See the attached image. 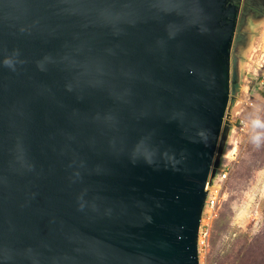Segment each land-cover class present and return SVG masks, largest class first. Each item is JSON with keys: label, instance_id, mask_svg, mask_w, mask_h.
<instances>
[{"label": "water", "instance_id": "95a60500", "mask_svg": "<svg viewBox=\"0 0 264 264\" xmlns=\"http://www.w3.org/2000/svg\"><path fill=\"white\" fill-rule=\"evenodd\" d=\"M238 18L230 0H0V264H199Z\"/></svg>", "mask_w": 264, "mask_h": 264}, {"label": "rangeland", "instance_id": "374dc122", "mask_svg": "<svg viewBox=\"0 0 264 264\" xmlns=\"http://www.w3.org/2000/svg\"><path fill=\"white\" fill-rule=\"evenodd\" d=\"M259 5L263 16L257 25L252 26V14L244 15V25L238 20L242 29L232 54L240 90L226 110L215 181L223 166L229 173L218 183L212 217L207 210L202 214L199 264H264V0Z\"/></svg>", "mask_w": 264, "mask_h": 264}, {"label": "built area", "instance_id": "2783aa9c", "mask_svg": "<svg viewBox=\"0 0 264 264\" xmlns=\"http://www.w3.org/2000/svg\"><path fill=\"white\" fill-rule=\"evenodd\" d=\"M228 173H229V168L226 165L223 166L217 174V180L215 181V178L213 177L206 186V189L208 190V195L206 197L204 210L208 211L210 218L212 217L217 204L216 193L219 192L220 189L218 183L225 181L228 176Z\"/></svg>", "mask_w": 264, "mask_h": 264}, {"label": "flooded vegetation", "instance_id": "af4514ba", "mask_svg": "<svg viewBox=\"0 0 264 264\" xmlns=\"http://www.w3.org/2000/svg\"><path fill=\"white\" fill-rule=\"evenodd\" d=\"M231 3L236 4L239 7L240 15H239V24L244 25V15L250 16L252 14L251 20L254 21L252 26L258 24V21L261 20L263 16L262 8L259 4L262 3V0H230ZM243 15V16H242ZM246 25V23H245Z\"/></svg>", "mask_w": 264, "mask_h": 264}, {"label": "clouds", "instance_id": "9594fccd", "mask_svg": "<svg viewBox=\"0 0 264 264\" xmlns=\"http://www.w3.org/2000/svg\"><path fill=\"white\" fill-rule=\"evenodd\" d=\"M257 124H259V121H257Z\"/></svg>", "mask_w": 264, "mask_h": 264}]
</instances>
